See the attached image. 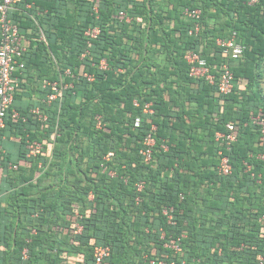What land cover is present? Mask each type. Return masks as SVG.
Here are the masks:
<instances>
[{
  "label": "trees",
  "instance_id": "1",
  "mask_svg": "<svg viewBox=\"0 0 264 264\" xmlns=\"http://www.w3.org/2000/svg\"><path fill=\"white\" fill-rule=\"evenodd\" d=\"M187 7L202 10L197 34ZM10 16L27 52L0 129V264H96V246L111 249L104 264H258L264 0H18ZM93 27L97 36L86 35ZM233 31L246 45L238 59L217 44ZM191 49L216 75L228 64L231 93L190 76ZM46 79L61 83L50 104ZM228 123L237 140L232 172L221 175L215 134ZM149 133L156 143L146 161ZM27 137L42 142L39 156H26ZM173 239L180 252L167 246Z\"/></svg>",
  "mask_w": 264,
  "mask_h": 264
},
{
  "label": "built area",
  "instance_id": "2",
  "mask_svg": "<svg viewBox=\"0 0 264 264\" xmlns=\"http://www.w3.org/2000/svg\"><path fill=\"white\" fill-rule=\"evenodd\" d=\"M18 0H0V129L5 126V118L8 111L13 105L15 99V93L20 88L19 78L16 76L18 71H22L25 68V62L23 57L27 52V46L24 44V39L21 35L19 26L10 16V12L14 9L15 4ZM261 0H249L250 4H255ZM95 11L98 12V8L95 7ZM124 13H122L123 15ZM185 16L191 18L194 23L189 31L190 34H197L201 29V15L202 10L200 8H189L184 10ZM100 32L98 27L89 28L86 31V35L90 37H96ZM237 32L233 31L228 38H218L217 44L224 48L225 53L229 54L234 59L240 58L246 49V45L238 40ZM41 38L46 42L45 35L41 31ZM185 59L189 65V74L195 78H203L208 83L216 85L220 94H229L234 88V74L228 64H224L219 75L211 72L208 62L205 57L202 56L201 50L191 49L185 54ZM102 67H107L105 60L101 62ZM66 75H71L70 71L67 70ZM87 79L92 80L93 76L85 73ZM70 86L69 84L64 85L65 88ZM43 87L48 89L45 102L51 103L58 99L59 92L61 91L60 81H50L48 79L43 81ZM63 87V86H62ZM137 104V102H135ZM32 113L39 115L41 119H47L46 114H42L39 107L31 109ZM144 112L152 113L151 103H147L144 107ZM12 118L18 119L20 113L16 110L11 112ZM97 127L102 126L101 117H97ZM260 117L253 118L254 121H258ZM262 131L264 132V119H262ZM141 124V117L135 119V126ZM156 127L153 126V129ZM226 132L217 131L215 134L216 140L221 142L222 148H220L218 154L220 161L218 164V173L221 175H228L232 172V164L228 152L231 150L233 143L237 140L235 134V126L232 123L226 125ZM22 136L17 138L18 141H22ZM26 156L37 157L43 151V144L37 139L26 138L25 140ZM156 143L154 136L149 133L144 139V147L141 149V154L144 156L146 161L151 160L152 149ZM166 147V146H165ZM13 169L17 168L16 164L11 163ZM113 175L114 173L111 172ZM138 188H143V183L138 184ZM90 197H93L91 194ZM165 215H167L169 222L173 221L172 209H164ZM82 226L77 224L76 232H80ZM180 239L171 240L167 246L173 248L176 252H180L182 247L180 245ZM111 254L109 246H96L94 249V258L96 264H104V261ZM24 258H27V249L23 251ZM152 264H163L162 261L156 262L151 261ZM258 264H264V257L262 256Z\"/></svg>",
  "mask_w": 264,
  "mask_h": 264
}]
</instances>
